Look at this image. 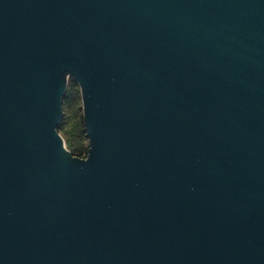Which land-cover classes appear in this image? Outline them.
<instances>
[{"label": "water", "instance_id": "95a60500", "mask_svg": "<svg viewBox=\"0 0 264 264\" xmlns=\"http://www.w3.org/2000/svg\"><path fill=\"white\" fill-rule=\"evenodd\" d=\"M0 264H264V0H0Z\"/></svg>", "mask_w": 264, "mask_h": 264}, {"label": "trees", "instance_id": "16d2710c", "mask_svg": "<svg viewBox=\"0 0 264 264\" xmlns=\"http://www.w3.org/2000/svg\"><path fill=\"white\" fill-rule=\"evenodd\" d=\"M82 105L80 87L73 78H69L63 101L64 117L58 131L72 155L84 159L88 156L89 137L84 123Z\"/></svg>", "mask_w": 264, "mask_h": 264}]
</instances>
